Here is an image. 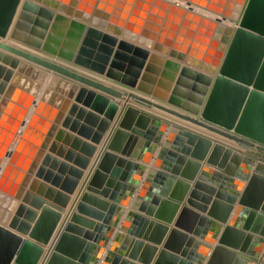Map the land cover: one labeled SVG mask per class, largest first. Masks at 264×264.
<instances>
[{
  "label": "water",
  "instance_id": "water-1",
  "mask_svg": "<svg viewBox=\"0 0 264 264\" xmlns=\"http://www.w3.org/2000/svg\"><path fill=\"white\" fill-rule=\"evenodd\" d=\"M1 36H7L23 48L9 40L0 41V48L28 62L0 50V202L5 199L11 210L16 200L21 199L16 204L14 216L11 217L10 210L0 213V264L36 263L41 246L35 241L47 242L58 217V205L64 200L59 203L55 198L53 202H45L46 206L32 226L30 222L35 211L26 205L37 207L44 202L39 195L47 180H52L48 194L57 185L60 176L52 170L59 161L52 152L58 156L65 152V159L70 160L80 136L91 142L99 140L118 107L117 102L103 93L116 97L126 95L127 99L157 107L232 139L241 147L213 142L176 122L165 121L161 130L157 127L160 118L155 115L148 126L149 113L130 104L123 105L122 117L101 154L89 185L110 172L112 177L107 179L106 185L112 187L110 198H115L118 190L126 186L127 171L135 166L139 174L142 169L134 159L148 161L154 157L150 153L153 143L168 125L173 128L168 130L165 141L170 144L172 140L174 147L160 150L158 157L164 156L165 164L162 170L149 171L146 179L181 185V192L176 194L179 196L173 192L166 194L165 186L160 190L163 198L157 195L151 198L150 205L136 202L134 207L143 208L147 214L154 213V217L165 222L171 221L174 209L180 205L177 200L191 185L173 174L180 172V176L193 179L195 169L201 165L199 160H203L210 147L206 163L216 167H206L208 171L203 172L218 179L217 183L203 175L193 181L186 200L188 205L181 206L175 220L179 228L170 229L152 264H165L164 258L167 264H200L208 252L204 264H229L231 261L221 259L225 257L236 258L239 264L243 257H251L249 251H245L252 233L264 236V157L246 150L254 147L264 152V0H0ZM50 71L47 86L41 88ZM18 73L30 75L34 81L23 85ZM91 74L129 90L110 86ZM136 114L138 117L132 127L131 121ZM59 122L60 129L57 128ZM94 125L97 128L92 134ZM18 132L20 136L11 147ZM53 135L49 153L44 154L37 166L45 143ZM63 135L64 142L59 144ZM71 138L73 142L67 149L65 142ZM136 142L144 143L149 151L140 156L134 148ZM82 145L79 151L85 157L79 154L77 157L84 166L93 146L86 141ZM177 145L179 150L175 149ZM108 149L121 154L116 158ZM114 157L117 162L110 166ZM158 157L155 156V160ZM173 159L176 164L170 166ZM240 160L247 163L246 169L238 170ZM185 163L192 164V172H185ZM181 164H185L182 169ZM69 171L79 174L74 167ZM234 177L247 179V182L243 185L236 180L234 189L226 190ZM66 179V190H71L72 179L68 176ZM90 187L88 189H93ZM240 187L243 190L234 208ZM142 190H137V198L142 197ZM106 191L103 188L97 192L105 194ZM57 195L63 196L59 191ZM82 199L89 200L99 210L82 203H77V208L100 222L84 220L94 232L75 231L68 226L65 231L71 230L72 234L62 232L59 235L47 264L89 263L86 250L80 252V249L86 239L97 240L116 206L87 193ZM155 203L159 206L153 212ZM169 204L172 210L168 214L164 209ZM232 209L231 223L224 225L217 244L211 248L197 237H204V226L217 225V220L226 222ZM242 211L249 212L248 219L238 229L232 222L234 213ZM187 216H190L188 220ZM129 217L139 225L145 221L138 212H130ZM253 217L255 221L250 225ZM76 218L73 215L71 220ZM10 229L31 239L22 238ZM133 230L139 233L142 228ZM164 230V225L151 220L144 236L158 241ZM244 236V242L239 244ZM184 240L186 244L182 249ZM69 242L76 244V248L70 247ZM139 244L135 242L130 256L135 257ZM197 246L199 251H196ZM147 248L154 250L148 244ZM136 258L147 262L150 256ZM117 260L118 255L112 264ZM120 264H125L124 260Z\"/></svg>",
  "mask_w": 264,
  "mask_h": 264
},
{
  "label": "crops",
  "instance_id": "crops-1",
  "mask_svg": "<svg viewBox=\"0 0 264 264\" xmlns=\"http://www.w3.org/2000/svg\"><path fill=\"white\" fill-rule=\"evenodd\" d=\"M4 40H9L11 43L13 44H17L19 46H21L23 48L22 45L18 44L17 42L10 40L7 36H1L0 37V41H4ZM30 49V48H27ZM0 50L2 52L11 54L14 57H17L20 60H25L23 57L13 54L5 49L0 48ZM28 62V61H27ZM33 64V63H32ZM7 67H9V65H6ZM39 66V65H38ZM41 67V66H39ZM15 72H17V69H14ZM19 77L18 80H20V82L23 83V85L27 84L30 81H34L33 78L30 77V75H25L24 73H18ZM51 74L50 72H47V75L44 79V81L41 83V88H44L45 86H47V82H48V76ZM94 78L109 84L110 86L116 87L120 90H129L121 85H118L114 82H111L110 80H106L104 78H101L99 76H95L92 75ZM24 78V79H23ZM82 85H85L83 83H79ZM86 87H89L91 89H94L98 92L103 93L102 91H99L96 88H93L89 85H85ZM61 93V92H60ZM59 94V93H58ZM107 96H109L112 100H114L115 102L118 103V107L114 113V115L112 116L111 119H109V123L106 127V129L104 131L101 132V136L99 138L98 141L96 142H91L90 139H87L85 137H79L81 138L80 142L76 143V147L74 150V156L72 159L70 160H66L65 159V152L61 155H55V152H52L51 155L56 157L59 161V163L57 164V166L55 167V169L52 170V172L57 173L60 177L58 182L56 183V186H53L54 191L53 192H48V189L51 187V181L52 180H47L46 181V185L43 188V190L41 191V194L39 195L40 198H42V200L44 201L43 203H40L39 206L37 207H30V205H28L27 203V207H29L31 210L35 211V215L33 217V221L30 222L31 226L34 224V220L37 218V216L39 215V213L41 212L42 208L44 206H46L45 202H53V200L55 198H57V200L60 202H62V200H64V203L61 205H58L59 211H58V217L56 219V222L53 226V229L51 231V235L49 236V239L47 240V242L45 243H39L41 246V253L36 261L35 264H47L49 257L51 255V252L53 251V248L55 246V244L58 241L59 235L62 232L65 233H70L72 234L70 231H65L67 229V227H71L73 230L77 231V230H81L83 232H94L93 227H90L89 225H87L88 223H86L84 220L87 221H92L93 223L95 222H100L98 221V219L92 217L91 215L87 214L84 211H80L77 208V203H82L86 206H89L91 208H94L96 210H99L97 207H95V205L89 203V200H83L82 196L84 193L89 194L91 197L94 198H98L101 200H106L107 203L110 205L111 203H114L116 206V210L112 213V215H110L109 217V223L105 225V227H103V229L101 230V232L98 234L97 236V240L95 242H93V240L90 239H84L86 241V243L84 244V246L81 247L80 252L81 251H85L87 252L88 256L90 257L89 259V263L87 264H103V262H106V264H112L113 263V258L118 255V260L115 264H120V262L122 260H124L125 264H129L130 262H137V264H152L156 257L157 254L160 250V248H162L164 246V243L167 240L168 237V233L170 231V229L172 228H179L175 225V220L176 217L181 209V206L183 204H187L186 200L189 197V191L191 189L192 183L194 180H196L198 177H201V175H203V177L205 179H211L212 182L217 183L218 179H214L212 176H210V174L208 173H204L203 170H207L208 168L206 167H210L212 169H216V167L214 165L208 164L207 162V156L211 151V147L206 151L205 156L203 158V160H199V162H201L200 167H197L193 173V179H188L185 178L183 176H180V172H177L174 175V177L176 178H181L186 182H190L191 185H189V187H187V189L185 191H183V194L181 196V198L179 200H177L178 203H180L179 207L172 213V218L171 221L165 222L163 220H160L159 218L154 217V213L153 214H147L145 212V210H139V208L134 207V204L137 202H140V204H142V202H146V204L150 205V201L151 198H153L154 196L159 195L160 198H163V193H160V190L162 188H167L166 194H171L173 192V194H175V196H179L176 194H180L181 192V185H175L174 183L171 184H165V182L162 184V182H158V180H148L146 179L147 174L149 171L151 170H162V166L163 164H165V157H158V154L160 152V150L164 147V148H169L173 146V142L172 140H170V144H166L165 141V136L168 132V130H171L173 127L171 125H168L165 130L161 131L159 133V139L157 141H155V143H153V147H152V152H150L154 157L150 158V160L146 161V160H142V159H134L135 162H137V164H140L142 166V169L140 171L139 174H137V168L135 166L131 167L126 174V186H122L118 192L116 193V197L111 199L110 198V193L112 190V187L107 186V179L112 177L110 172L105 174V177L102 178L101 180L97 181L95 184L93 185H89L90 184V178L94 172V170L97 168L98 162L101 158V154L103 153V151L105 150V146H107L108 141L111 138V135L114 131V129L117 127L121 117H122V113L124 110L123 109V105L124 104H130L132 106H134L135 108H137L138 110L144 111L149 113L150 118L148 120V126H150L153 123V116H158V118H160V122H158L157 127L159 129H161V125L165 123V121H169V122H176L179 125L192 130L194 132H197L199 134L205 135L209 138H211L213 140V142L219 141L225 145H229L235 148H241L234 140L229 139L225 136H222L214 131L208 130L202 126L193 124L187 120L178 118L168 112L162 111L160 109H157L151 105H147L144 104L142 102H140L139 100L133 99V98H128L126 97V95H122L121 97H116V96H112L110 94L107 93H103ZM57 101V100H56ZM70 101H73V98L70 99ZM63 114H66V111L63 112ZM102 116V115H101ZM138 115H134L131 121L132 127L135 126V121L137 120ZM63 118V117H61ZM61 122H59L57 124V128H61ZM97 125L93 126V132L94 130H96ZM65 130H68L67 128H65ZM162 130V129H161ZM56 132V131H55ZM75 136H79L77 135L76 132L72 133ZM20 133H16L14 135V138L12 140V144L11 147L13 146V144L17 141V139L19 138ZM54 139V135L51 136V139L49 142L45 143V148H44V153L42 154L41 158L36 162L37 166L41 163L42 158L44 156V154L49 153L48 151V147L50 142ZM83 141H86L88 143H90L93 146V150L91 152V154L89 156H87V161L85 163L84 166L81 165V160L80 158L77 157V154L84 156L83 153H81L79 150L80 148L83 147L82 143ZM62 142H64V135L61 136L59 138V144H61ZM73 139L71 138L70 140H68L67 142H65L66 148L69 149L70 145L72 144ZM174 147V146H173ZM134 148H137V152L138 154L141 156L145 153H147L149 150L147 149L148 147L143 143V144H138L137 142L134 144ZM175 149L179 150V145L175 146ZM109 152H111V154H115L116 158L118 156H120L119 152L114 151L113 149H108ZM248 152L254 153L258 156L264 157V152L258 151L253 147H249L246 149ZM155 156H157V160H155ZM188 156V155H187ZM77 157V159H76ZM116 158L114 157V159L111 162L110 166H114L116 164ZM128 158V157H127ZM75 160V162H74ZM156 162V163H155ZM257 161L254 162V165L256 164ZM172 164H176V159L170 160L169 165L172 166ZM186 164V163H185ZM185 164H181L180 168H184ZM47 165V164H46ZM45 165V166H46ZM253 165V166H254ZM247 163L243 160H240L238 163V170L239 169H246L247 167ZM49 166H46V168L48 169ZM70 167H74L77 170H79V174L78 175H74L72 174L69 170ZM185 172H192V164H186V167L184 168ZM252 167L248 168V172H251ZM102 172V171H101ZM188 174V173H187ZM34 173H32V177H33ZM69 177L72 179V188L71 190H66L67 188V179L66 177ZM31 177V178H32ZM115 178V177H114ZM139 179L138 183L137 180ZM40 180H42L40 178ZM236 180L241 181L243 183V185L247 182V179H241V178H237L234 177V180L232 181V184L229 185L227 187L226 190H233L234 186H235V182ZM71 181V180H70ZM74 181V182H73ZM174 184V185H173ZM88 186H92L90 188L93 189H88ZM28 185L25 187V190H27ZM103 188H105L106 193L102 194L100 192H97L99 190H102ZM134 188V191H132V189ZM143 188V193H141V198H137V190ZM243 188L240 187L238 188V192L236 193V202L234 203V208L237 205V200L239 198V196L241 195ZM57 191L61 192L63 194V196L57 195ZM109 193V194H108ZM131 193V195H130ZM34 194V193H32ZM145 195H148L146 198V201H143V198ZM167 198V197H166ZM82 199V200H81ZM21 201V199H17L16 200V204H18ZM175 202V201H174ZM16 204L13 207V209L10 210V203L5 202V199H3V202H0V213H6L7 211L10 210V214L11 217L14 216L15 214V209H16ZM55 204V203H52ZM154 211L158 208L159 203H155L154 205ZM26 207V208H27ZM193 208V207H192ZM222 209V208H221ZM172 210V206L169 204V206H165L164 211L166 213H170ZM261 209H259L260 211ZM104 212V211H103ZM130 212H138L145 221L144 224L142 222L141 225H139L140 223L138 222H133L132 219H130L129 217V213ZM199 213H201V211H198ZM248 213L247 211H242L241 214H236L234 213V217L235 220L232 222V225L238 226L236 228L240 229V225L245 222H247L248 219ZM201 214H206L204 212H202ZM233 214V209L232 211L229 213L228 219L226 222H222V221H216L217 225L214 224H209L208 226H204L205 228L202 229V234L204 235V237H200L197 236L198 238H200V240L202 242H205L206 245L211 246V248L213 247V245L217 244V238L219 236V234L221 233L224 225L226 223H231V216ZM75 215L77 218L76 219H72V216ZM129 217V218H128ZM190 218V216H187V220ZM23 219V215L22 217H20V220ZM151 220L153 222H160L162 225L165 226V230L163 232V234L161 235L162 237L159 238L158 241H151L149 240L146 236H144L145 231H146V226L149 225V222H151ZM255 221V217L251 218L249 221V224L252 225ZM197 224V223H196ZM263 224V223H262ZM4 227H7V225H2ZM123 227V228H121ZM136 227H140L142 228V230L137 233L135 232L133 229ZM121 228V229H120ZM154 229V227H152L150 229V232H152ZM12 232L20 235L22 238H29L28 235L19 233L17 231H15L14 229H10ZM182 230V229H181ZM119 232L121 233L119 235ZM247 232V231H246ZM156 233V232H155ZM122 234H124V236H122ZM186 234H191L190 232H186ZM125 236L127 237L126 242L124 241ZM149 236V235H148ZM196 237V238H197ZM235 237V235H234ZM33 240V239H32ZM245 240V236L241 239V242L239 244H242ZM138 241L140 244L138 245V249L135 253V257L130 256V252L132 251V249L134 250V244L135 242ZM148 244L149 246L153 247L154 250L151 251V249L147 248L145 249V245ZM186 241H182L181 246L182 249L185 247ZM247 250L245 251V253H247L249 251L250 253V258H246L243 257L241 262H239V264H264V236L262 235H258L257 233H252V238L247 242ZM86 245H88V247L86 248ZM123 245V246H122ZM69 246L76 248V244H73L72 242H69ZM122 246V247H121ZM192 247V246H191ZM196 251H199L200 248L195 247ZM236 251H238L239 249H234ZM244 253V254H245ZM150 254V255H149ZM209 254V252H208ZM207 253H205L204 258L202 259V263L200 264H204L205 261L208 258ZM137 257L142 256L143 258H147L148 256H150L149 260L147 262L144 261H137ZM165 259V260H164ZM163 259V262L165 264H167L168 260H166V258ZM223 261H231L229 264H236L237 260L236 258H221ZM103 260V261H102ZM57 264H62V263H57Z\"/></svg>",
  "mask_w": 264,
  "mask_h": 264
},
{
  "label": "bare ground",
  "instance_id": "bare-ground-1",
  "mask_svg": "<svg viewBox=\"0 0 264 264\" xmlns=\"http://www.w3.org/2000/svg\"><path fill=\"white\" fill-rule=\"evenodd\" d=\"M154 107V106H153ZM155 108H157V107H155ZM157 109H159V108H157ZM160 110H162V109H160ZM162 111H164V110H162ZM166 112V111H165ZM169 113V112H168ZM171 114V113H170ZM173 115V114H172ZM175 116V115H174ZM194 124V123H193ZM203 127V126H202ZM161 128H162V125H161ZM207 129V128H206ZM209 130V129H208ZM254 148V147H253ZM156 163V162H155Z\"/></svg>",
  "mask_w": 264,
  "mask_h": 264
}]
</instances>
